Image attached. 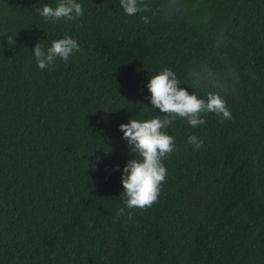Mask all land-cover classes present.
<instances>
[{
    "label": "trees",
    "instance_id": "trees-1",
    "mask_svg": "<svg viewBox=\"0 0 264 264\" xmlns=\"http://www.w3.org/2000/svg\"><path fill=\"white\" fill-rule=\"evenodd\" d=\"M58 2L0 0V35L16 34L11 49L0 36V264H264V0H179L155 16L77 0L83 16L45 22L36 8ZM65 36L81 50L38 68L33 46ZM208 65L232 118H178L158 201L114 221L136 156L119 125L162 115L150 76Z\"/></svg>",
    "mask_w": 264,
    "mask_h": 264
},
{
    "label": "clouds",
    "instance_id": "clouds-1",
    "mask_svg": "<svg viewBox=\"0 0 264 264\" xmlns=\"http://www.w3.org/2000/svg\"><path fill=\"white\" fill-rule=\"evenodd\" d=\"M119 3L127 15L152 13L155 16L161 11V7L174 12L180 10L179 0H163V4L158 8H153L145 0H119ZM36 11L45 22L59 21L62 18L74 20L84 14L82 5L77 0H59L55 7L44 3L37 7ZM140 18L145 24L150 22L148 15H141ZM0 36L7 37L8 48L11 49L16 44V34L4 33ZM2 47L0 44V48ZM80 50L79 43L71 36L53 40L47 48L40 40L32 48L37 67L40 69L49 68L57 58L67 63L70 56ZM232 78L236 79L234 70ZM189 84L197 90H202L204 95L200 96L198 91H189ZM146 86L151 93L149 98L151 108L159 109L162 115H153L144 120L130 118L127 123L119 125L130 152L136 156H133L134 158L123 168L121 195L124 207L117 209L114 221L125 214L131 220L133 215L131 209L146 210L158 201L167 177L163 161L176 149L175 137L168 134L167 129L178 118L186 120L193 128L206 123L204 116L209 113L220 117L221 123L232 118L225 98L228 82L223 78L221 71L212 65H208L202 74L192 75L186 69L185 81L178 78L177 73L171 68L165 67L150 76ZM188 142L196 149L202 147L204 143L195 135H190ZM126 209L129 210L127 213Z\"/></svg>",
    "mask_w": 264,
    "mask_h": 264
}]
</instances>
